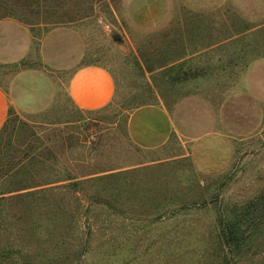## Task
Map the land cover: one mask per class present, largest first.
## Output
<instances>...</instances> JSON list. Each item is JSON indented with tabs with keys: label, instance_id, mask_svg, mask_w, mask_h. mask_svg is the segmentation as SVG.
Listing matches in <instances>:
<instances>
[{
	"label": "rangeland",
	"instance_id": "1",
	"mask_svg": "<svg viewBox=\"0 0 264 264\" xmlns=\"http://www.w3.org/2000/svg\"><path fill=\"white\" fill-rule=\"evenodd\" d=\"M184 2L0 0V14L14 11L10 18L32 27L34 35L23 65H0V86L11 101L0 128V168L7 166L11 155L27 152L35 137L58 138L54 150L60 151L61 162L56 167L74 174L107 170L92 176L113 175L95 183L86 179L77 193L63 189L58 197L64 196L65 203L75 198L81 203L79 230L85 232L86 205L102 197L111 203L110 218L88 215L105 225L104 234L117 235L120 229L123 250L114 252L124 253L126 264H264V124L233 139L232 166L219 175L196 171L188 158L180 156L181 145L173 137L163 148L146 150L127 132L129 113L136 106L159 97L170 104L190 87L184 82V61L169 58L176 46L170 43V13L175 20V6ZM55 26L78 32L82 64L103 66L113 76L114 95L102 109L77 108L67 95V75L43 68L38 39ZM167 62L171 68H158ZM149 67L156 68L150 72ZM23 70L32 72L16 80ZM235 78L209 75L202 85H192L212 101L220 102L216 98L222 96L221 104L229 111L242 97L234 91L236 83L229 84ZM69 144L72 149L66 147ZM44 150L43 146L32 153ZM238 218L244 223L240 227L244 239L237 248L228 247L221 234ZM135 255L138 259L131 261Z\"/></svg>",
	"mask_w": 264,
	"mask_h": 264
},
{
	"label": "crops",
	"instance_id": "2",
	"mask_svg": "<svg viewBox=\"0 0 264 264\" xmlns=\"http://www.w3.org/2000/svg\"><path fill=\"white\" fill-rule=\"evenodd\" d=\"M175 17L171 11L169 36L176 46L169 58L184 61V82L190 87L170 104L159 97L136 106L129 113L127 132L135 145L146 150L163 148L173 137L181 145L180 156L188 158L196 171L219 175L232 166L233 139L264 124V0H185L175 6ZM31 28L14 18L0 19V65L29 55ZM38 56L43 68L67 75V95L77 108L95 111L112 100L113 76L103 66L82 64V40L73 28L44 31L38 39ZM210 67L215 71L209 72ZM29 72L21 71L16 80ZM209 75L237 77L229 84L236 83L234 91L243 100L235 99L227 111L222 96L216 98L220 102L212 101L193 88ZM10 106L0 86V128Z\"/></svg>",
	"mask_w": 264,
	"mask_h": 264
},
{
	"label": "trees",
	"instance_id": "3",
	"mask_svg": "<svg viewBox=\"0 0 264 264\" xmlns=\"http://www.w3.org/2000/svg\"><path fill=\"white\" fill-rule=\"evenodd\" d=\"M14 14V11L3 12L0 19ZM23 61L13 65H23ZM170 64L167 62L158 68H171ZM155 68L149 67V71ZM34 140L36 143L31 144L27 152L19 157L11 155L6 159L7 166L0 168V264H126L124 253L114 252L123 250L121 242L125 237L120 229L116 230L117 235L104 234L105 225L91 219L101 213L110 218L111 203L102 197L86 205L81 213L85 232L79 230L81 203L77 198L65 203L64 196L58 197L63 189L77 193L86 179L95 183L113 175L92 176L107 170H83L74 174L67 168L56 167L54 164L61 162L60 151L58 154V150H54L59 139L35 137ZM43 146L44 152L32 153L40 147L42 150ZM66 147L73 148L70 144ZM81 159L87 161L86 157ZM72 160L76 163V159ZM116 175L119 177L121 173ZM88 213L95 215L90 217ZM229 223L227 231L221 234L222 240L228 247L237 248L244 239V232L240 230L244 223L240 218ZM115 255L120 259L114 260ZM138 257L133 256L131 261Z\"/></svg>",
	"mask_w": 264,
	"mask_h": 264
}]
</instances>
